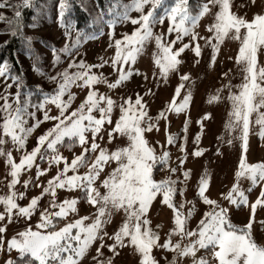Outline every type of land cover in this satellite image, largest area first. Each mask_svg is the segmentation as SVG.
I'll return each instance as SVG.
<instances>
[{"label":"snow or ice","instance_id":"obj_1","mask_svg":"<svg viewBox=\"0 0 264 264\" xmlns=\"http://www.w3.org/2000/svg\"><path fill=\"white\" fill-rule=\"evenodd\" d=\"M77 3L95 36L66 18L69 0H58L63 32L53 39L62 46L51 48L47 71L32 65L52 86L46 92L35 85L42 98L33 102L22 76L0 63V264H124L125 250L133 264H264V156L249 160L251 137L264 142V0ZM25 9L50 6L0 0V32L30 48ZM129 24L117 35L114 26ZM96 36L106 44L89 60L81 45ZM232 42L237 48L224 59L233 67H218L222 46ZM146 50L149 65L136 67ZM186 51L203 62L205 79L211 70L221 81L207 103L225 105L228 135L215 136L208 148L202 136L215 117L208 110L191 115L203 80L181 72ZM172 76L170 96L153 112ZM192 123L198 127L189 140ZM227 149L235 153L233 182L214 197L207 165ZM190 159L202 161L191 197ZM154 209L168 211L166 227L153 223Z\"/></svg>","mask_w":264,"mask_h":264},{"label":"rangeland","instance_id":"obj_2","mask_svg":"<svg viewBox=\"0 0 264 264\" xmlns=\"http://www.w3.org/2000/svg\"><path fill=\"white\" fill-rule=\"evenodd\" d=\"M239 2V0H238ZM88 4H91L90 1H88ZM130 15L135 16L136 13L132 12ZM38 20V19H37ZM36 22V27L35 28H30L29 33L33 35H41L45 38H47L50 43L49 45L51 46L49 48H45L43 45L37 44L38 49L41 50L42 57L44 59V64L42 69L47 71L48 67L51 64V48L53 46L60 47V45L57 42V39L59 38V35L62 34L63 30L60 28L57 24L56 17L52 15H44L39 22ZM204 21L201 22V26L203 25ZM130 30L131 25H117L115 26V32L117 35H119L123 30ZM202 31V28H201ZM203 34V32H202ZM54 35L56 36L57 39H53ZM92 35H95V33H92ZM203 43V42H201ZM106 40L101 37H95V39H88L82 46L81 50H87L88 52V59L91 60L93 59L94 56H96L97 53L103 54L102 49L105 47ZM231 48L232 52H228L227 50ZM237 48V45L235 42H232L230 44H225L222 46V50L219 53L220 61L218 64V67H223V68H232L233 63L231 61H227L224 59L226 54H233L235 49ZM110 51V50H109ZM209 50H205L204 52V59L209 58ZM193 55L191 52L186 51L185 54H183V58L186 61L182 66H181V72L188 71L190 74L195 78L199 76L203 82L199 83V85L194 88L195 92V97H196V104L192 108L191 115L193 119L197 117V113L203 110H208L211 111L214 114L215 119L212 120L205 131L204 135L202 136V146L205 148H208L209 145H215V136L217 135H223L227 136L228 135V129L224 127V123L226 121V115H225V105L224 104H208L207 99L209 93L212 91V88L214 86H218L219 83L221 82L219 79H217V73L212 72L209 70V74L207 78L205 79V73L202 71L204 65L203 62L199 65L195 64L193 62ZM151 59V52L150 50H146V53L138 58V63L136 67H139L141 69L147 67L149 65ZM261 59H264V57H261ZM25 74H26V79L29 82V84H37L41 83V86L43 89L50 91L51 90V85L46 79H43L37 72H35L32 68V64H30L29 60H26V65H25ZM2 79V78H0ZM239 77H236L233 79V83H238L239 82ZM177 82V77L172 76L170 86L167 89H164V87H161V90L156 96V100L153 103L152 106V111L155 112L157 107L164 101L166 100L171 92H172V87ZM33 87V86H32ZM31 86H27V91H31L34 93L33 96V102L36 101V99L42 98L40 96V93L36 91L35 87L32 88ZM136 87V79H133V82L128 85L129 90ZM145 85L141 82L140 83V88L143 89ZM13 91L15 90L14 88L12 89ZM39 95V96H38ZM82 95V94H81ZM182 118H174L172 123H171V128L173 131H176L178 126H180V120ZM47 123L41 126L40 129L36 130L37 132L42 131L44 127H47ZM197 125L195 123H192L191 128L188 132L189 140H191V137L193 133L197 130ZM151 138V137H150ZM159 139L163 140V135L161 134ZM252 143L254 146V150L249 154V160H256L264 156V149L259 147V144L264 143L258 141V138L253 135L251 137ZM33 144V139L30 138L28 141V146L31 147ZM191 147V143L188 145ZM210 150V149H209ZM173 159H175V156L177 155L176 150L173 149ZM65 155H67V151L64 152ZM207 155V153H206ZM234 161H235V153L233 152L232 149H227L226 150V155L224 157L217 158L213 156L211 158V162L207 165L208 170L212 172L213 175V181H212V196H216L218 192L221 191H226V187L224 186H230V184L233 182V166H234ZM202 161L200 160H192L190 159L186 163V167L191 168L192 171V178L191 181L189 182L188 188H187V195L191 197L193 195L192 192V185L194 181L197 179L196 172L198 170H202L200 168ZM3 172V168L0 167V173ZM244 186L247 187V182L244 183ZM3 186L0 185V190H2ZM256 193L253 192L252 196H255ZM241 215H243L241 213ZM167 219H168V211L165 209L163 212H159L157 210H153V223L157 222H162L164 226H167ZM234 220L237 219V217H233ZM261 231H264V228L261 229ZM121 260L124 261V264H133L132 262V253L125 250V255L121 257Z\"/></svg>","mask_w":264,"mask_h":264},{"label":"trees","instance_id":"obj_3","mask_svg":"<svg viewBox=\"0 0 264 264\" xmlns=\"http://www.w3.org/2000/svg\"><path fill=\"white\" fill-rule=\"evenodd\" d=\"M88 1L91 2V0H81V2L85 4H88ZM44 2L50 6V9H42L40 13H34L33 10L31 9H25L22 13L24 25H25V35L26 36L32 35L34 37L32 41V46L30 48L28 47V45L22 38L11 37L10 34L6 32H0V63H3L5 60H7L9 64L11 65V67L9 68V72L11 74L22 76L25 84L27 86H31V87L33 86L32 88H34L36 84H29V82L27 81L25 77L26 76L25 74L26 60H29L30 64L33 65L35 63L37 67L42 68L44 64V59L42 57L41 50H39L38 46L36 45L40 44V45H43L45 48H49V49L51 46L49 45L50 41L47 38L41 35L30 34L28 30L30 28H28V25L30 23H33L32 17L34 14L37 15L38 22L44 15L55 16L56 21H57V15H58V12L55 7L58 0H44ZM69 2L73 5V7L69 12L66 13V18L73 19L78 29L84 28L86 33H92V30L90 28L85 27L87 21L89 20L87 13L81 9L79 4L77 3V0H69ZM169 2H171V0H169ZM100 6L101 8L105 7V0H100ZM108 18L110 17H106V19ZM57 24L59 26L58 21H57ZM3 28H4V25L0 24V29H3ZM4 39H9V43L7 45L4 44ZM86 41H83L82 45ZM44 91L47 92V90L45 89Z\"/></svg>","mask_w":264,"mask_h":264}]
</instances>
